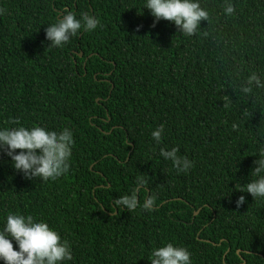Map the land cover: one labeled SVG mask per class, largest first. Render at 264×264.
I'll use <instances>...</instances> for the list:
<instances>
[{"label":"trees","instance_id":"trees-1","mask_svg":"<svg viewBox=\"0 0 264 264\" xmlns=\"http://www.w3.org/2000/svg\"><path fill=\"white\" fill-rule=\"evenodd\" d=\"M200 3L209 19L185 36L144 0H0V128H68L74 141L55 180L26 179L0 153V227L9 213L47 222L71 245L64 264H150L166 243L192 264H264V199L239 190L264 147V88L240 91L251 72L264 80V0ZM65 10L102 26L51 46L45 28ZM172 147L187 172L160 156ZM137 177L152 211L114 204Z\"/></svg>","mask_w":264,"mask_h":264},{"label":"clouds","instance_id":"clouds-1","mask_svg":"<svg viewBox=\"0 0 264 264\" xmlns=\"http://www.w3.org/2000/svg\"><path fill=\"white\" fill-rule=\"evenodd\" d=\"M143 8L150 10L154 22L161 19L174 23L179 32L185 36L196 34L202 20L208 21L209 13L201 7L200 0H144ZM4 9L0 8V15ZM235 8L231 2L226 3L224 14L233 15ZM102 26L100 20L88 12L79 17L65 10L57 16L55 23L45 28V39L49 45L62 47L70 38L76 37L82 30L92 32ZM253 86L264 88V80L255 72H251L240 91L251 93ZM15 123L19 124L18 121ZM236 125H233L235 128ZM164 133V125L160 124L152 132L153 140L159 144ZM73 133L64 128L61 131L51 130L45 126H24L0 128V153L10 158L12 167L24 178H39L41 181L55 180L69 170L72 154ZM19 150V151H17ZM179 148H161L160 156L172 162L177 173L187 172L194 162L187 157L178 155ZM252 179L246 188L239 189L249 193L253 199H264V147L259 150L254 161ZM147 181L137 177L135 187L130 194L123 195L114 204L134 211L137 207L142 210L154 209V196L147 197L140 205L135 193L145 188ZM245 202V197L236 200L237 208ZM15 242L16 247H13ZM72 260L71 245L62 240L59 233L43 220L32 215L9 213L3 219L0 227V261L3 264H64ZM150 264H192L191 253L182 246L166 243L154 248L150 254Z\"/></svg>","mask_w":264,"mask_h":264},{"label":"water","instance_id":"water-1","mask_svg":"<svg viewBox=\"0 0 264 264\" xmlns=\"http://www.w3.org/2000/svg\"><path fill=\"white\" fill-rule=\"evenodd\" d=\"M80 55H82V53H80ZM197 212H198V211H196L195 214H197ZM237 251H239V250H237ZM242 263H243V262H242Z\"/></svg>","mask_w":264,"mask_h":264},{"label":"bare ground","instance_id":"bare-ground-1","mask_svg":"<svg viewBox=\"0 0 264 264\" xmlns=\"http://www.w3.org/2000/svg\"><path fill=\"white\" fill-rule=\"evenodd\" d=\"M79 55H80V53H79ZM81 56V55H80ZM98 100V99H97Z\"/></svg>","mask_w":264,"mask_h":264}]
</instances>
